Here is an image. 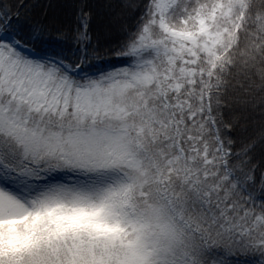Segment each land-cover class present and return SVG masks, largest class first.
<instances>
[{"label": "snow or ice", "instance_id": "6c2138e0", "mask_svg": "<svg viewBox=\"0 0 264 264\" xmlns=\"http://www.w3.org/2000/svg\"><path fill=\"white\" fill-rule=\"evenodd\" d=\"M0 264H264V0H0Z\"/></svg>", "mask_w": 264, "mask_h": 264}]
</instances>
